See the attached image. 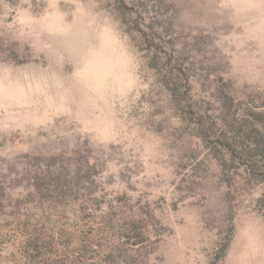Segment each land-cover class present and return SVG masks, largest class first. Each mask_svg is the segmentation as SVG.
<instances>
[{
	"label": "rangeland",
	"instance_id": "374dc122",
	"mask_svg": "<svg viewBox=\"0 0 264 264\" xmlns=\"http://www.w3.org/2000/svg\"><path fill=\"white\" fill-rule=\"evenodd\" d=\"M170 1L177 9L175 34L203 53L192 59L193 103L219 107L221 74L243 109L264 110V0ZM147 88L135 51L99 2L0 0V180L6 192H20L13 174L25 153L69 151L84 140L114 145L100 191L164 200L158 213L166 230L158 243L153 236L147 241L148 250L154 247L150 264H212L227 233L220 229L231 223L216 263L264 264V217L254 208L264 183L253 193L239 177L229 185L210 161L200 164L194 182H183L189 170L175 173L180 148L147 127L141 99ZM6 220L0 216V264H15L21 237ZM93 234L89 225L70 229L57 240L58 251L78 252Z\"/></svg>",
	"mask_w": 264,
	"mask_h": 264
},
{
	"label": "trees",
	"instance_id": "16d2710c",
	"mask_svg": "<svg viewBox=\"0 0 264 264\" xmlns=\"http://www.w3.org/2000/svg\"><path fill=\"white\" fill-rule=\"evenodd\" d=\"M95 1L113 14L137 55L140 78L148 85L141 92L149 112L147 127L162 138H172L180 148L175 173L189 170L182 181L194 182L200 164L210 161L229 185L239 177L251 193L264 183V110L243 109L221 74L216 75L219 107L211 108L207 101L193 103L192 59L203 53L191 48L186 35L175 34V4L170 0ZM113 146H91L84 140L76 141L69 151L21 155L26 160L17 164L13 174V187L20 189L15 196L6 192L0 180V216L12 222L21 237L15 264H150L154 247L148 250L147 241L153 236V245L158 243L166 230L158 213L164 200L142 201L126 193L100 191L98 179ZM254 208L264 217V194L255 198ZM86 225L96 232L88 241L92 243L84 242L89 249L58 251L62 234ZM232 229V223L220 229L227 233L212 264L224 256Z\"/></svg>",
	"mask_w": 264,
	"mask_h": 264
}]
</instances>
